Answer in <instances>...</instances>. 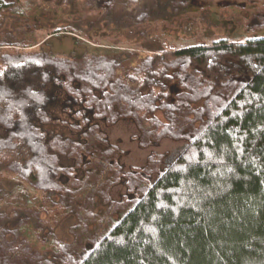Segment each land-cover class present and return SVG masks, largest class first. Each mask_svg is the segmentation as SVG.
<instances>
[{"label": "trees", "instance_id": "trees-1", "mask_svg": "<svg viewBox=\"0 0 264 264\" xmlns=\"http://www.w3.org/2000/svg\"><path fill=\"white\" fill-rule=\"evenodd\" d=\"M158 1L35 5L95 12L70 17L104 29L147 24ZM191 3L171 0L173 9ZM15 9L16 0H0V264H264L263 31L57 56L2 29L5 16L27 17ZM92 27L79 31L95 39ZM121 121L141 149L185 145L124 170L106 131ZM71 218L72 238L62 240L55 230Z\"/></svg>", "mask_w": 264, "mask_h": 264}, {"label": "rangeland", "instance_id": "rangeland-1", "mask_svg": "<svg viewBox=\"0 0 264 264\" xmlns=\"http://www.w3.org/2000/svg\"><path fill=\"white\" fill-rule=\"evenodd\" d=\"M39 1L16 0V12H26L27 17L5 16L2 29L8 34L12 33L14 37L17 33H27L28 37L38 39V43L29 48L45 50L57 56L100 51L113 47L114 42L117 47L134 48L140 51L150 47L169 50L201 43L209 44L223 38L244 41L248 33L255 30L263 31L264 34V0H259V3L255 2L256 4H250L248 0H192L194 4L191 3L190 8L187 6L174 9L171 6V0L158 1L154 15L147 24L128 27L122 21L115 23L112 20L104 29L99 26L94 28L73 23L70 17L71 13L76 17H86L95 12L85 13L78 9L71 11L73 8L70 9L69 4L67 6L64 4L60 7L61 13L53 15L52 12H44L35 5ZM175 3L179 5L178 1ZM46 5L56 8L52 2ZM81 6L83 7V4ZM32 12L35 13L34 17L31 15ZM99 21L104 22L101 19ZM91 27L92 37L96 40L87 39L83 34L85 30L79 31V28ZM52 30H57V35H53ZM106 131L110 142L117 144L124 151L120 159L124 170L144 164L150 151L164 153L165 158H168L185 145V141L163 139L156 146L141 149L134 137L136 131L133 125L125 121L106 128ZM124 192L125 187L120 183L112 187L110 196L114 200H119ZM116 216L117 214L113 217L116 218ZM71 223H74L72 218L56 228L55 233L62 240L68 241L72 238L69 228ZM7 226L13 228L15 224L12 222ZM5 236L9 240H14L15 234L8 232ZM47 258H51V253H47Z\"/></svg>", "mask_w": 264, "mask_h": 264}]
</instances>
